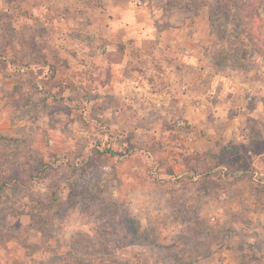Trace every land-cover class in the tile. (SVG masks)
<instances>
[{"label":"rangeland","instance_id":"374dc122","mask_svg":"<svg viewBox=\"0 0 264 264\" xmlns=\"http://www.w3.org/2000/svg\"><path fill=\"white\" fill-rule=\"evenodd\" d=\"M154 2L187 19L185 48L264 68V0ZM53 4L0 0V264H264V125L194 152L215 127L200 112L194 142L172 129L184 74L149 107L160 121L108 116Z\"/></svg>","mask_w":264,"mask_h":264},{"label":"crops","instance_id":"0c3cea01","mask_svg":"<svg viewBox=\"0 0 264 264\" xmlns=\"http://www.w3.org/2000/svg\"><path fill=\"white\" fill-rule=\"evenodd\" d=\"M52 2L51 9L48 6L53 19L50 23L66 31L60 44L76 50L77 58L84 60L80 69L85 81L90 76L95 83V102L104 97L115 102V107H107L111 109L108 116L115 114L116 118H127L129 124L145 126L160 121L163 117L156 119L157 110L150 113L149 107L158 109L168 106L169 100L173 102L169 95L172 88L179 98L174 107L196 132L201 128L197 115H213L210 125L215 128H206L211 136L201 143L197 138L192 144L194 152L212 148L217 137L228 144L251 141L250 124L264 125V68H218L211 58L185 48L184 40L195 46L198 41L191 35L182 37L188 21L177 11L162 17L163 5L154 0ZM30 10L35 13L37 8L32 5ZM91 70L97 73L91 76ZM181 74L186 78L183 92L172 86ZM258 140L264 141V134ZM254 215L259 218L251 212L247 218Z\"/></svg>","mask_w":264,"mask_h":264},{"label":"built area","instance_id":"2783aa9c","mask_svg":"<svg viewBox=\"0 0 264 264\" xmlns=\"http://www.w3.org/2000/svg\"><path fill=\"white\" fill-rule=\"evenodd\" d=\"M183 90L185 91L186 88L183 87ZM174 132L177 134L178 138L186 139V141L194 142V129L193 127L188 123L187 120L181 119L176 122H174Z\"/></svg>","mask_w":264,"mask_h":264},{"label":"trees","instance_id":"16d2710c","mask_svg":"<svg viewBox=\"0 0 264 264\" xmlns=\"http://www.w3.org/2000/svg\"><path fill=\"white\" fill-rule=\"evenodd\" d=\"M237 35H236V37L237 36H239V34L238 33H236ZM212 62L214 63V65L216 66V67H218L219 68V66L218 65H221V62H219V61H217V60H215V59H213L212 58ZM223 65V64H222ZM248 70V69H247ZM173 128L172 129H174V124H173V126H172Z\"/></svg>","mask_w":264,"mask_h":264}]
</instances>
